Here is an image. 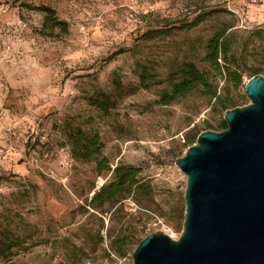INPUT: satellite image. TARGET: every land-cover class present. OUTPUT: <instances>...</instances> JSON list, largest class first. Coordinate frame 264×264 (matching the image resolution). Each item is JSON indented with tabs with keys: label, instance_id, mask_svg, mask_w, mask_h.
Wrapping results in <instances>:
<instances>
[{
	"label": "rangeland",
	"instance_id": "374dc122",
	"mask_svg": "<svg viewBox=\"0 0 264 264\" xmlns=\"http://www.w3.org/2000/svg\"><path fill=\"white\" fill-rule=\"evenodd\" d=\"M43 6L68 31L45 28ZM231 26L247 82L264 70V0H0V264H134L147 237L180 239L188 179L176 162L196 131L221 133L225 113L202 90L159 102L193 63L235 109L251 104L204 62L207 41ZM79 130L110 170L74 157ZM118 166L141 171L145 194L95 212Z\"/></svg>",
	"mask_w": 264,
	"mask_h": 264
},
{
	"label": "water",
	"instance_id": "95a60500",
	"mask_svg": "<svg viewBox=\"0 0 264 264\" xmlns=\"http://www.w3.org/2000/svg\"><path fill=\"white\" fill-rule=\"evenodd\" d=\"M245 96L226 131L202 133L176 162L188 179L180 239L147 237L134 264H264V77Z\"/></svg>",
	"mask_w": 264,
	"mask_h": 264
},
{
	"label": "trees",
	"instance_id": "16d2710c",
	"mask_svg": "<svg viewBox=\"0 0 264 264\" xmlns=\"http://www.w3.org/2000/svg\"><path fill=\"white\" fill-rule=\"evenodd\" d=\"M36 11L44 15L45 28L51 30L60 29L64 32L68 31L67 23L60 21L57 18L55 10L52 8L43 6L36 8ZM233 29L234 26H231L229 29L217 32L207 41L204 62L209 64L215 73L226 83H232L235 88L246 87L248 81L245 82L246 74L242 69L245 64L235 53L232 40L236 36V33L232 31ZM263 73L264 70L253 68L250 70L249 80ZM140 78L142 87L146 90L150 89L152 85L151 74L145 68H143ZM215 81L216 78H211L209 73L199 69L195 64L183 63L171 76L169 90L162 94L159 103L163 106H169L174 101L184 99L192 93L202 90L206 97H209L215 102L214 109L219 108L226 114L228 111L234 110L237 104L233 100H224L219 95ZM98 103L101 106L106 105L104 102ZM206 126L208 130H213L214 128L211 124H206ZM219 129L221 132L228 129L225 121L220 123ZM195 133V137L186 140L185 147L188 150L195 146L199 136L202 134L199 130ZM72 139L74 157L76 159H92L96 157L100 172L106 169L110 170V168H106L107 165L105 162L98 160V155L100 154L98 150L99 140L87 141L86 135L80 130L74 133ZM112 174V179L94 194L91 203L88 205L95 212H103L104 207L107 205L112 208L119 205L117 211H123V202L132 196L135 191L140 192L141 195L145 194L144 191L146 189L140 179L141 171L139 169L118 166ZM143 241L138 243L137 248Z\"/></svg>",
	"mask_w": 264,
	"mask_h": 264
}]
</instances>
